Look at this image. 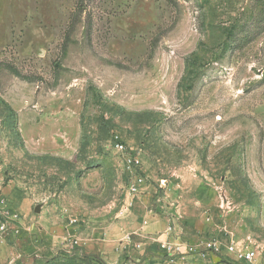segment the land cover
Here are the masks:
<instances>
[{
	"label": "rangeland",
	"instance_id": "obj_1",
	"mask_svg": "<svg viewBox=\"0 0 264 264\" xmlns=\"http://www.w3.org/2000/svg\"><path fill=\"white\" fill-rule=\"evenodd\" d=\"M207 239L264 264V0H0V264Z\"/></svg>",
	"mask_w": 264,
	"mask_h": 264
},
{
	"label": "built area",
	"instance_id": "obj_2",
	"mask_svg": "<svg viewBox=\"0 0 264 264\" xmlns=\"http://www.w3.org/2000/svg\"><path fill=\"white\" fill-rule=\"evenodd\" d=\"M115 146L117 147L118 151L122 153H126V146L121 140H117L115 142ZM125 162L126 166L129 170H132L133 168H141V159L139 155H133L131 153L127 152V155L125 156ZM143 181V178L141 177V174L137 177V182H133L129 185L130 192H137L140 190V183ZM166 235L171 236L173 233V227L170 225L168 229L166 230ZM205 251L206 252H219L222 253L223 251V245L214 239H207L204 241ZM160 247L162 250L170 255L175 254H184L185 252L193 251V247H188L183 243L180 242H174L167 238L163 239L160 243ZM226 254L227 256H230V259L233 258L234 261H237L241 264H252L256 257V251L252 248L240 246V244L236 243L235 241H232L226 246ZM229 260L228 258H226ZM230 261V260H229Z\"/></svg>",
	"mask_w": 264,
	"mask_h": 264
},
{
	"label": "crops",
	"instance_id": "obj_3",
	"mask_svg": "<svg viewBox=\"0 0 264 264\" xmlns=\"http://www.w3.org/2000/svg\"><path fill=\"white\" fill-rule=\"evenodd\" d=\"M162 228H165V224L159 221L158 219L157 221L154 220L153 223L149 224L146 230L151 233V232H154L156 229H162ZM211 253L206 252L204 256H197L196 258L189 256L186 258V260L188 262H196V261L201 262V263L205 262V264H221L219 263L217 255L211 254Z\"/></svg>",
	"mask_w": 264,
	"mask_h": 264
},
{
	"label": "water",
	"instance_id": "obj_4",
	"mask_svg": "<svg viewBox=\"0 0 264 264\" xmlns=\"http://www.w3.org/2000/svg\"><path fill=\"white\" fill-rule=\"evenodd\" d=\"M39 210H40V207H39V206H37V207H36V211H39Z\"/></svg>",
	"mask_w": 264,
	"mask_h": 264
},
{
	"label": "trees",
	"instance_id": "obj_5",
	"mask_svg": "<svg viewBox=\"0 0 264 264\" xmlns=\"http://www.w3.org/2000/svg\"><path fill=\"white\" fill-rule=\"evenodd\" d=\"M11 109V111L14 113L15 111L12 109V108H10Z\"/></svg>",
	"mask_w": 264,
	"mask_h": 264
}]
</instances>
